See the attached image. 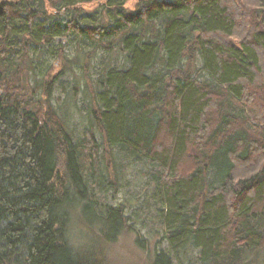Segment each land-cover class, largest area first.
Instances as JSON below:
<instances>
[{"label": "trees", "instance_id": "obj_1", "mask_svg": "<svg viewBox=\"0 0 264 264\" xmlns=\"http://www.w3.org/2000/svg\"><path fill=\"white\" fill-rule=\"evenodd\" d=\"M127 1H0V264H114L130 233L146 264H264V0ZM101 54L77 137L53 91ZM125 161L167 250L112 203Z\"/></svg>", "mask_w": 264, "mask_h": 264}, {"label": "rangeland", "instance_id": "obj_2", "mask_svg": "<svg viewBox=\"0 0 264 264\" xmlns=\"http://www.w3.org/2000/svg\"><path fill=\"white\" fill-rule=\"evenodd\" d=\"M139 0H128L126 7L134 9ZM68 40H66V43ZM69 44V43H68ZM88 49V48H86ZM69 57L74 58L76 55L74 45L67 46ZM121 59V57H120ZM119 59V61H120ZM104 62L99 66L100 62ZM101 54L94 61V69L90 71V77L84 76L80 67L75 68V72L64 79V84L60 85L53 91V103L60 112L61 116L66 120L77 137H82L85 129L94 125L95 122L91 117V108L93 106L92 90L97 91V76L105 64ZM76 86V90H75ZM72 91V93H70ZM99 140L101 138L98 136ZM143 165L125 161L121 167V188L115 194L114 204L124 203L127 206L128 214L132 217V225L140 232V236L145 240H149L148 245L154 247L157 239H159L158 249H168L166 242L163 241V233L160 226L156 224L153 215L154 210L149 203L147 194L144 193L148 178L145 174ZM158 230V231H157ZM79 234V231L77 232ZM136 233L127 234L119 243L110 247V256L114 264H146L147 252L151 250L140 249L135 242ZM149 247V248H150ZM109 250V251H110ZM197 253L192 252L181 264H197ZM180 264V263H177Z\"/></svg>", "mask_w": 264, "mask_h": 264}, {"label": "water", "instance_id": "obj_3", "mask_svg": "<svg viewBox=\"0 0 264 264\" xmlns=\"http://www.w3.org/2000/svg\"><path fill=\"white\" fill-rule=\"evenodd\" d=\"M1 1V0H0Z\"/></svg>", "mask_w": 264, "mask_h": 264}]
</instances>
